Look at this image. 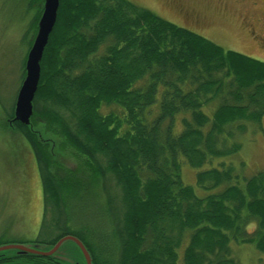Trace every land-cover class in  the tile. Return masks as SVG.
Listing matches in <instances>:
<instances>
[{
  "label": "trees",
  "instance_id": "trees-1",
  "mask_svg": "<svg viewBox=\"0 0 264 264\" xmlns=\"http://www.w3.org/2000/svg\"><path fill=\"white\" fill-rule=\"evenodd\" d=\"M40 69L31 124L45 125L14 130L37 164L43 219L51 214L61 233H40L32 248L73 236L94 264H240V246L264 254V174L242 175L236 157L264 118V62L128 0H60ZM57 150L77 169H62ZM99 186L110 224L103 255L61 221L76 189ZM0 264L63 263L10 250Z\"/></svg>",
  "mask_w": 264,
  "mask_h": 264
},
{
  "label": "rangeland",
  "instance_id": "rangeland-1",
  "mask_svg": "<svg viewBox=\"0 0 264 264\" xmlns=\"http://www.w3.org/2000/svg\"><path fill=\"white\" fill-rule=\"evenodd\" d=\"M159 17L186 28L225 50L235 51L264 62V0H128ZM43 0H0V245L31 248L37 236L50 238L61 233L50 214L44 218L42 183L31 149L7 120L13 116L15 101L23 81V67L36 35ZM40 13L35 23L36 15ZM183 14L188 15L186 19ZM35 23V24H34ZM259 33V34H258ZM258 34V35H257ZM30 44V45H29ZM44 123H32L36 129ZM257 127V125H256ZM59 145L63 139L46 133ZM54 144L53 141H50ZM56 152V150H55ZM62 169L76 170L78 164L68 150H57ZM236 157L245 166L237 168L242 175L261 171L264 174V118L243 140ZM248 171V172H246ZM185 184L195 185V170L182 169ZM78 200L63 207L62 222L72 221L73 229L84 230L102 255L110 246L106 196L101 186L83 192L76 189ZM76 196H74L75 198ZM106 213V215H105ZM67 216V218H65ZM84 238V236H83ZM90 240L87 241L90 243ZM88 245V244H87ZM33 246V245H32ZM45 244L37 251L48 252ZM240 264H264V254L252 246L235 250ZM63 264H87L77 244L64 241L54 254ZM92 264H94L92 262Z\"/></svg>",
  "mask_w": 264,
  "mask_h": 264
},
{
  "label": "water",
  "instance_id": "water-1",
  "mask_svg": "<svg viewBox=\"0 0 264 264\" xmlns=\"http://www.w3.org/2000/svg\"><path fill=\"white\" fill-rule=\"evenodd\" d=\"M59 5L60 0H43L42 13L36 25V35L26 56L25 75L17 94L13 116L7 120V124L12 130H14V123H19L24 127L30 128L33 132L36 131V129H32L31 124L33 101L40 81V63L56 24ZM16 135L22 137L19 134ZM66 240L75 242L82 252L86 263L92 264V258L87 248L79 239L73 236L61 238L54 246L50 247L51 250L48 252L37 251V247L39 246L28 248L21 245H4L0 246V253L17 250L19 252H30L43 256H54L57 249Z\"/></svg>",
  "mask_w": 264,
  "mask_h": 264
},
{
  "label": "flooded vegetation",
  "instance_id": "flooded-vegetation-1",
  "mask_svg": "<svg viewBox=\"0 0 264 264\" xmlns=\"http://www.w3.org/2000/svg\"><path fill=\"white\" fill-rule=\"evenodd\" d=\"M184 16H185V18L187 19L188 18V15H186V14H183ZM259 34V33H258ZM257 34V35H258ZM257 41L259 42V43H261V44H263V42H264V37H262V36H258L257 37Z\"/></svg>",
  "mask_w": 264,
  "mask_h": 264
}]
</instances>
